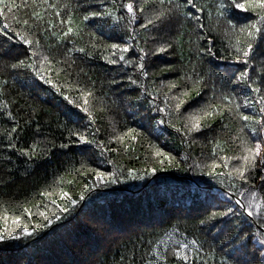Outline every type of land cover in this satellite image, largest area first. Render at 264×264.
Masks as SVG:
<instances>
[{
  "label": "trees",
  "instance_id": "1",
  "mask_svg": "<svg viewBox=\"0 0 264 264\" xmlns=\"http://www.w3.org/2000/svg\"><path fill=\"white\" fill-rule=\"evenodd\" d=\"M215 2L216 0H196V3L204 5L203 13H195L202 17L200 23L205 25L204 29H196L193 22L181 18L179 26L170 34L162 32L161 42H171L178 38L177 42L166 53L146 56L144 62L149 76L140 77L131 65H109L106 60L100 59L111 51L107 48L108 44L119 41L109 31L108 25L100 26L102 22L98 18L82 20L86 11L99 10L98 0H48V3L65 6L60 9L59 17L55 16V9L49 8L47 4L36 7L32 0H4L0 10L5 15L0 16V24L10 23L21 30L28 25H36L28 30L32 32L34 39L40 40L41 46L37 51L53 62H60L65 69L58 76L53 73V79L59 80L62 86L67 84L74 87V83H78L86 90L94 89L92 105L96 120L89 131L99 128L98 140H103L105 146L112 151L101 154L92 146V151L96 154L93 166L99 163L101 170L115 172L118 176L122 173L126 176L127 170L131 168L134 175L122 179L120 183L96 188L90 193L84 192V199L80 200L83 186L89 178L83 169L78 173L72 171L74 166L79 168L78 162L85 158L81 153V146L53 149L50 156L26 168L27 157L19 154V148L40 141L37 149L39 153L45 147L44 141L55 140L59 144L67 140V131L61 128V124L67 127H73L74 124L65 115L66 102L55 90L48 85L36 87L34 78L28 71L6 67L5 64L11 60L3 58L0 60V101L5 105L0 108V229L6 226L3 216L8 217L7 226H13L11 217L17 214L22 216L25 223L33 225L38 220H43V217L37 215L38 209L43 210V204L38 203L42 201L39 193L54 180L56 186L48 188V200H56L66 207L67 200L59 197V190L63 189L69 196L77 199L78 204L63 220L55 222L48 229L38 231L35 236L0 242V264H146L147 261L156 260L152 246L168 254L181 243L190 245L193 239L199 243L191 246L194 250L190 251V261L181 264H220L222 254H232L231 246L220 247L221 229L225 227L222 218L213 222L215 227L200 226L198 221L207 214L206 209L213 210L209 205L227 204L239 213L240 205L235 201L246 199L251 184L257 185L253 190L261 192L258 174L250 176L249 184L230 180L227 176L230 169L241 163L238 158L244 154L245 145L242 141L248 139V136L246 131H240L242 122L229 117L225 112L223 121L219 117L212 121L216 125L212 131L204 129L201 133H192L188 143L182 144V133L169 126L168 118L160 112H151L147 100L143 98L147 94L141 93L139 84L132 85L128 80H121L122 75L143 80L154 95L158 93L160 103L163 102L165 93L170 91L168 83L175 82L176 88L171 90L172 94L187 89L192 97L188 104L192 107H197L200 102L195 97L197 88L188 79L194 73L202 75L205 80L198 86L203 89L200 99L210 97L214 92L219 94L232 91L222 83L221 74L228 76L231 72L241 70V66L219 60L216 56L197 55L200 47H212L218 56L229 55V51L235 52L234 47L229 49L230 44L236 43L235 37L224 27L223 22L216 25ZM8 5L17 7L9 9ZM209 10L212 12L211 17ZM33 11L41 14L43 23L36 21L32 16ZM150 11L151 6L146 14H150ZM188 11L195 12L191 8ZM69 14L71 24H61V20L69 19ZM245 16L254 18L255 13H244L241 16L242 23L246 22ZM49 20L53 22L51 30L47 28ZM66 27H72L76 35L69 34L67 38L57 42L51 32L60 33ZM137 31V41H128L130 52L136 53L135 43L139 42L141 47L152 49L154 53L153 45L144 43L145 32L138 26ZM93 32L96 33L95 40L91 36ZM201 35H206L208 39H199ZM245 40L246 37L242 36L241 41ZM93 44L95 47H92ZM72 48H85L93 55L89 57L79 51H67ZM17 51L18 49H13L9 57H14ZM125 55L134 59L129 53ZM168 64L175 65L176 70L159 71ZM246 66L254 79L264 75L256 71L264 68V43H259V38ZM112 79L120 81L119 85H112ZM65 90L75 96L71 87H66ZM247 94L248 89H240L235 94L238 98L233 100V104L243 105V96ZM138 95L141 96L140 101L136 99ZM249 99L252 97L249 96ZM258 99L259 97L253 101L255 108L245 111L257 112L260 107L256 102ZM174 103L175 101H169L168 104L173 109L171 121L183 127L184 112L177 116ZM161 119L165 122L158 123ZM207 122L206 119L201 120V123ZM14 124L19 126L14 137L4 136V132L10 131ZM37 125L40 126L38 133ZM128 128L139 129V134H131L137 136L135 141L131 140V136H125L122 141L109 139L112 135L126 132ZM9 139H12L15 148L7 146ZM156 147L170 151L179 163L164 160L161 165L162 158L154 154ZM105 155L112 161L111 164L104 162ZM224 156L237 159L222 161L221 157ZM213 160L217 163L214 171L224 174L220 177L223 185H236L231 192L226 191V187L221 186L216 179L206 175ZM224 163L229 167H223ZM149 167H156L157 171L145 174ZM137 174H144V178L138 179ZM261 194L264 195V192ZM24 207L31 209V220L22 212ZM241 221L251 224L248 230L259 235L257 214L254 213L251 218L246 215L240 216L239 220L233 218L228 227L241 226ZM158 240L163 242L157 243ZM200 245H203L202 250ZM212 249H215V260ZM238 255L242 264L245 261L247 264H264V247L258 240H249L247 248ZM168 259L175 260V257L168 256ZM156 264L163 262L156 260Z\"/></svg>",
  "mask_w": 264,
  "mask_h": 264
},
{
  "label": "snow or ice",
  "instance_id": "2",
  "mask_svg": "<svg viewBox=\"0 0 264 264\" xmlns=\"http://www.w3.org/2000/svg\"><path fill=\"white\" fill-rule=\"evenodd\" d=\"M32 3L36 7H43L45 4L49 8L55 9V16L59 17L61 15L60 9L65 7L64 5H56L48 3V0H32ZM99 10H89L86 11L82 17L83 21H88L90 18H98L103 25H108L109 31H112L114 35L117 36L119 42H112L107 45L110 52L101 56L100 59L106 60L109 65L124 64L131 65L137 71L140 77H148L149 72L145 64L146 56L150 54L166 53L170 49L174 48L175 43L178 38H174L171 42L164 40L161 42L160 34L162 32L171 33L180 24L181 18L185 21H191L194 23L196 29H204L205 25L200 23L201 16L195 13H203L204 5L196 3V0H98ZM4 4V0H0V5ZM149 6H151L150 14ZM9 9L17 7V5H8ZM215 22L219 25L223 22L224 27L232 33L235 37L236 43L230 44L229 49L235 48V52L229 51V55L218 56L212 49V47H200L198 48V56H216L217 59L222 61H228L233 64L241 66V70L229 73L228 76L221 74V81L226 86V88H231L232 91H223L219 94L213 93L212 96L200 99L203 96V89L198 86L205 82L202 75L194 73L193 76L188 77L192 81L193 87H196L195 97L199 99V104L197 107H192L188 104V101L192 99L189 96L187 89H181L176 94H172L171 90L176 88L175 82H169V93H165L163 97V102H158L160 97L157 94L154 95L153 91L149 90L146 82L143 80L132 79L131 76H121V80H128L130 84L137 85L141 93H146L147 95L143 98L147 100L150 106L151 112H160L165 117L168 118V123L170 127H173L176 132L182 133L181 143L187 144L188 138L192 133H201L202 130L206 129L209 132L215 128V123L212 121L219 117L220 121L225 118V112L229 117L238 119L241 123L240 131L247 132L248 139L243 140L242 143L245 145L244 154L238 159L241 163L230 169L227 176L230 180H240L245 184H249L250 176L259 175V187L261 192H264V75L253 78L249 75V68L246 66L251 57V53L254 50V44H257V38H259V43H264V0H216L215 4ZM194 9L193 11H188V9ZM259 9V11H257ZM252 12L255 13V17H247L245 23L241 22V16L244 13ZM209 16H212L211 10H209ZM5 13L0 10V16H4ZM48 15H53V13H48ZM32 16L37 22L43 23V17L37 11H33ZM7 19V17H6ZM71 15L69 14L68 20H61V24H71ZM27 25V21H25ZM137 26L140 30L145 32L144 43L147 45L151 43L154 48V53L152 49L147 47H141L139 42L135 43L136 53L130 52L129 40L137 41L139 32L137 31ZM215 26V25H214ZM36 25H28L24 30L14 28L10 23L0 24V60L8 57L11 62L5 64L6 67L12 69H23L30 73L33 79V83L36 87H41L42 85H48L50 89L55 90L65 101V115L69 119L73 120V127H67L61 124V128L67 131V140L56 144L55 140L50 142H45V147L37 151L40 141L34 142L30 146L21 147L18 149L19 154L27 157L26 168L28 166H33L35 163L43 158H47L51 155L53 149H71L74 145L81 146V153L85 157L79 161V168L73 167L72 171L78 173L80 169H83L88 174V181L83 186V191L80 196V200L84 199V192H92L96 188H104L109 184L120 183L122 179L132 177L134 175L133 169L129 168L127 170V175L123 173L117 175L115 172H110L106 170H101L99 163L93 166V162L96 161V154L92 151V146L98 150L101 154H108L112 150L105 146L103 140H98V135L100 133L99 128H95V131H89L95 125L96 117L93 113L92 98L94 96V89H85L80 87L78 83H74L73 86L67 84L61 85L59 80L53 79V73L57 76L65 71V69L60 65V62H53L46 56H42L37 50L40 48V40L34 39L33 34L28 29L35 28ZM47 28L49 30L53 29L52 20L47 21ZM119 29L117 32L116 29ZM149 29H151L149 31ZM43 30V29H42ZM71 34L76 35V32L72 27H66L60 33L55 31L51 32V35L55 38L57 42L68 37ZM135 34V35H133ZM155 34V35H154ZM227 34V33H226ZM103 35V33H101ZM93 40L96 39V33H91ZM246 37L245 41H241V37ZM199 39H208L206 35L199 36ZM210 42V41H209ZM95 47V44L92 45ZM13 49H18L14 57H9V53ZM68 52L79 51L85 56L91 57L93 53L91 51H86L85 48H72L67 49ZM134 56V59H129L125 54ZM33 57H38V59H33ZM183 57L181 56V60ZM74 63V61H73ZM39 65V66H37ZM176 66L168 64L160 68V72L175 71ZM227 71V69H225ZM261 73H264V68L256 69ZM196 77V78H193ZM259 81V82H258ZM41 82V83H37ZM112 85H119L120 81L117 79H112L110 81ZM163 83V81L161 82ZM66 87H71L72 91L75 92V96L71 95L69 91H66ZM248 89V94L243 96V105L240 103L233 104V100L238 97L235 95L240 91V89ZM249 96L252 99H249ZM256 101L260 107L257 112L249 113L245 111L248 108H255ZM137 101L141 100V96L136 97ZM216 102L213 103L212 101ZM169 101H175L174 110L177 116H180L182 112L185 115V124L183 127L172 123L171 117L173 109L168 107ZM5 105L0 101V108ZM185 106L187 110L185 111ZM202 115H197V114ZM11 115V113H8ZM202 119H206L207 123H201ZM188 121H191L189 124ZM165 121L161 119L158 123H164ZM19 126L14 124L10 131L4 132L6 137H14V134L18 131ZM40 131V126H36V132ZM132 133L139 134V129L128 128L126 132H122L120 135H112L109 137L113 141H122L125 136H131V140L135 141L137 139L136 135H131ZM63 135V133H62ZM219 144V141L216 142ZM8 147L15 148L16 145L12 142V139L8 141ZM216 151V147H213V152ZM156 156L161 157V165L164 160L173 163H179L176 157L172 155L170 151H164L161 147L155 148ZM228 159H237V157H221L222 161ZM105 163L111 164L112 161L108 160L105 155ZM200 167V165H196ZM217 167L215 160L212 161L209 166V171L206 173L209 177L216 179L221 186L223 185V180L220 179L223 173H217L214 169ZM223 167L228 168L227 163L223 164ZM259 170L257 173L256 170ZM67 171V169H66ZM157 171L156 167H149L145 174H151ZM138 179H143L144 174H137ZM70 182V181H69ZM2 183V181H0ZM56 186L55 180L48 186H46L44 191L39 193L42 201L38 203L43 204V210L38 209L37 215L43 217V220H38L35 225L31 223H25L22 216L17 214L11 217V222L13 226H7L8 217L3 216L5 221V227L0 229V242H8L13 240H19L21 237H31L35 236L36 233L43 229H48L49 226L53 225L57 221L64 219V216L70 213L75 206L78 204V200L69 196L67 192L63 189L59 190V197L67 200V206L63 207L56 202V200H48L50 192L48 188H54ZM226 187V191L231 192L236 185L230 183ZM257 187L256 184H251L249 191L246 194V199H237L236 204L240 205V211L233 207L224 205H209L213 210L208 211L207 214L198 221L200 226L210 225L215 227L213 222L220 220L221 218L225 222V227L221 229L222 238L220 239V247L223 248L224 245H229L232 248V254H222L220 256V264H242L240 256L238 255L242 250H245L248 246L249 240H258L260 245L264 247V195L261 192L253 190ZM22 212L27 214V219L31 220L33 218V213L29 207H24ZM257 214V219L259 224L257 227L260 229L259 235L250 232L248 229L251 228V224L241 221V226L231 225L233 218L239 220L240 216H247L251 218L253 215ZM256 223V221H252ZM142 239V238H141ZM163 240H158L157 243H162ZM198 240L193 239L190 245H185L183 243L179 244L177 247L170 250L168 254L160 252L155 246H152V252L154 253L156 260L163 262V264H181V262L190 261V251L194 249L191 246L198 245ZM203 245H200L202 250ZM213 251V258L215 260V249ZM168 256L175 257V260L168 259ZM156 260L147 261L146 264H156ZM134 264V262H133ZM206 264V262H205ZM247 264V262H243Z\"/></svg>",
  "mask_w": 264,
  "mask_h": 264
}]
</instances>
